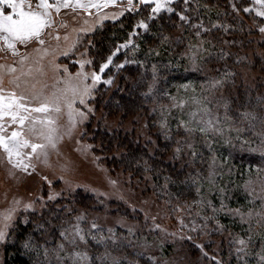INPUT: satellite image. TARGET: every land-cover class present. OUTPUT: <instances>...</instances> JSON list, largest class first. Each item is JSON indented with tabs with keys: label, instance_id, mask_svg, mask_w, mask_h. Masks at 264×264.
<instances>
[{
	"label": "rangeland",
	"instance_id": "1",
	"mask_svg": "<svg viewBox=\"0 0 264 264\" xmlns=\"http://www.w3.org/2000/svg\"><path fill=\"white\" fill-rule=\"evenodd\" d=\"M175 1L177 0H170L159 12H153L155 4L141 3V0H132L131 5L128 0H115V3H105V0H80L84 4H99L98 8H81L75 6L76 0H70V6L60 7L59 11L55 7L48 9V23L38 38L32 37L24 42L11 41L14 49L9 48L7 43L0 39V87L4 89V95L9 92H15L18 96L37 93L41 100L48 98L52 102L49 111L32 115L47 116L53 121L50 127L55 130L52 143H48L30 133L27 127L23 129L25 138L33 143L45 145L42 150L38 149L31 156L27 155L31 148L23 149L24 163L30 165L26 170L15 167L16 158L13 157L10 161L8 154L0 148V229L6 232V239L0 241V264H5L4 250L14 238L16 225L26 221L33 213H42L49 205L63 209L66 214L57 247L52 248L56 252L55 255L58 252L61 254L59 264H88L91 258L88 254V244L105 237L117 241L124 239L123 236L128 244L126 249L134 255H144L156 264H196L195 257L189 251L190 248L196 253L195 247L198 250L197 257L203 261L206 259L207 264H210L212 259L220 261L216 252L212 256V251L204 247V241L208 243L209 240H191L195 234L199 235L187 223L192 219L189 215L194 213L193 209H196L203 219L207 217L205 213L202 214L204 202L207 201L201 195L202 188L197 190L191 210L186 212L185 206L178 202L169 206L163 194L156 191L152 181L147 183L146 177L140 181L134 173L125 170L121 164L119 166L118 155L106 153L100 142L94 138V132L105 124L108 129L121 128L118 126V119L102 114L98 98L103 92L109 94L116 88L122 74L118 71L122 65L120 62L131 59L129 54L124 58L123 53L126 49L131 51L136 45L135 39L124 43V48L120 49L122 52L116 49L110 55L96 60L99 63L95 64V35L104 25L120 19L124 14H133L142 6H147L146 9L151 14H157L171 9ZM59 2L60 0H48L50 5ZM38 3L39 0H26L25 11L29 6L38 10ZM181 3L188 4L174 10H179L186 20L187 6H190L192 0H181ZM0 7L11 11L8 5ZM245 9H248L244 12L249 14V20L253 21L250 24L258 28V37L264 45V32L261 31V28H264V16L258 14L259 11H264V5L257 0H247ZM121 54L122 59L119 62ZM109 56L112 57L111 62L108 61ZM263 57V54L249 55L247 59L249 63H253L255 59ZM104 64H107V67L101 71L100 67ZM256 69L243 70V78L240 76V79L245 84L250 83L249 88H253L252 90L262 91V94H259L264 96V72ZM92 73L99 75L100 80L94 82ZM260 78L263 81L259 80ZM178 88L169 92L161 89L152 100L149 112L152 114L156 110L154 130L168 127L170 123L172 126L176 122L179 125L186 123L183 118H187L191 134L205 143H200L204 156L213 153L204 145L213 144L215 140L228 136L232 128L225 127L219 111L211 108L205 100L198 99L199 92L196 89L186 85ZM81 99L83 103L80 102ZM28 103L33 107L38 106V101L29 100ZM57 107L59 111L55 110ZM8 121L9 117L6 116L2 122L5 124V135L10 136L13 130L19 131L20 127ZM135 123L133 119H129L122 127L132 131ZM138 123L134 127L135 132L142 137L141 143L154 140V133L150 137L147 132L145 135L147 119L141 118ZM201 128L204 129L203 132L200 131ZM259 136L260 142L264 143V132ZM210 166L206 169L207 176L214 175L213 166ZM252 183L257 195L255 202L260 204L261 211L236 209L230 212L241 226L253 218L254 224L250 231L261 232L262 235H259L264 236V177ZM77 194L89 204L76 203L74 197ZM28 205L30 207H26ZM12 209H15V212L12 213L11 220L5 221L4 217ZM93 224L96 225L95 228L92 227ZM250 231L249 235H254V232ZM61 232H65L67 238L61 236ZM205 235L202 234V237ZM80 236L85 239H79ZM74 238L75 243H72ZM243 238L240 235L234 241L244 243ZM219 245L220 240L214 244L213 249L219 252ZM166 246L170 248L167 251L164 250ZM56 248L58 250H55Z\"/></svg>",
	"mask_w": 264,
	"mask_h": 264
},
{
	"label": "trees",
	"instance_id": "2",
	"mask_svg": "<svg viewBox=\"0 0 264 264\" xmlns=\"http://www.w3.org/2000/svg\"><path fill=\"white\" fill-rule=\"evenodd\" d=\"M184 5L177 0L172 3L171 11L157 14L142 6L135 13L124 14L104 25L95 35V62L124 48L122 44L133 39L136 45L130 53L127 49L123 53L124 58L127 54L131 58L127 62H122L120 56L122 65L118 71L122 74L116 88L98 98L102 114L118 119L121 128L112 130L105 124L94 132V138L106 153L118 155L119 166L134 173L140 181L145 177L147 183L152 181L169 206L178 202L185 206L186 212L191 210L192 200L202 188L201 195L209 201L202 208V214L207 217L203 219L192 206L194 213L189 215L192 219L187 223L199 233H194L191 240H209L204 241V247L212 251V256L216 252L219 257L220 261L212 259L210 264H264V236L250 231L254 219L241 226L230 212L261 211L260 204L255 202L257 195L252 182L264 177V143L259 136L264 132V96L262 91L249 88L250 83L245 84L240 76L243 78L245 69L264 72V57L253 59V63L247 59L249 55H264V45L258 37V28L250 24L253 21L244 12L247 0H192L187 6L186 20L179 10H174ZM141 21L146 27L140 26ZM181 85L196 89L198 99L219 111L225 127L232 128L228 136L204 145L213 153L204 156L200 143H205L191 134L187 118H183L186 123L176 122V126L170 123L154 130L157 105L151 114L152 100L161 89L169 92ZM144 117L145 135L147 132L150 137L154 133L155 141L141 143L142 137L135 132L134 125ZM129 119L136 122L132 131L122 127ZM210 165L214 175L207 176ZM74 200L89 204L78 194ZM65 216L63 209L49 205L42 213H33L18 223L13 240L4 250L5 264H59L61 254L55 255L52 248L57 247ZM249 231L254 235H249ZM202 234L206 235L202 237ZM240 235L244 243L234 241ZM123 237L117 241L105 237L88 244L91 256L88 264H156L144 255L132 254L126 249L128 244ZM218 240L219 252L213 249ZM169 249L166 246L164 250ZM194 249L196 253L190 248L189 251L196 264H207L206 259L197 257V247Z\"/></svg>",
	"mask_w": 264,
	"mask_h": 264
},
{
	"label": "snow or ice",
	"instance_id": "3",
	"mask_svg": "<svg viewBox=\"0 0 264 264\" xmlns=\"http://www.w3.org/2000/svg\"><path fill=\"white\" fill-rule=\"evenodd\" d=\"M112 2L115 3V0H105V3ZM129 5H131L132 0H128ZM154 3L155 8L153 12H159L161 8L166 6V3L170 0H141V3ZM258 3L264 5V0H257ZM26 0H0V5H8L11 11H6L3 7H0V39L4 40L7 43L9 48L14 49V44L11 41L19 40L24 42L27 39L32 37H39L41 30L48 23V9L50 7H55L59 11L60 7L70 6V0H60L56 5H50L48 0H39L37 4L38 10H33L30 6L27 11L24 9V4ZM81 8L87 7H99V4H84L80 0H76V5ZM248 11V9H244ZM171 11V9H169ZM259 15L264 16V11H259ZM184 17H182L183 19ZM141 26L146 27L144 22H140ZM261 31L264 32V28H261ZM43 43V41H40ZM112 57H108V61L111 62ZM107 67V64L101 65L100 70L103 71ZM14 71V69H9ZM79 75V74H78ZM92 79L94 82L100 80V76L96 73H92ZM110 82V81H106ZM19 87V85H17ZM87 92V87L85 88ZM29 100L38 101V106L33 107ZM83 103V99L80 101ZM52 107V102L48 98L40 99L39 94L34 93L31 96L24 94L17 95L15 92H9L7 95H4V89L0 87V148H3L4 151L8 154L9 160L12 161L15 157V167L24 168L25 170L30 166L24 163V152L23 149L31 148V152L27 155L31 156L32 153H36L38 149L42 150L45 145L37 144L31 142L29 139L25 138L23 134V129L27 127L28 131L33 135L40 137L46 140L48 143H52L53 132L55 131L50 125L53 123L47 116H33V113H47ZM59 111L57 107L55 109ZM9 117V123L18 124L20 130H13L11 135H5V124L2 122L4 117ZM200 131H204L203 128ZM54 146V145H53ZM191 147V145H189ZM180 151V149H177ZM51 198V197H50ZM30 207V205L26 206ZM15 212V209H12L4 217L5 221L11 220L12 213ZM79 219V218H78ZM7 226V225H6ZM93 228L96 227L95 224L92 225ZM79 232V229L76 230ZM61 236L67 238L65 232H61ZM6 239V232L3 229H0V241ZM79 239L84 240V236H80ZM75 243V238L71 241ZM241 243H243L241 241ZM25 247H28V244L25 243ZM63 247V245H61ZM79 255V254H77Z\"/></svg>",
	"mask_w": 264,
	"mask_h": 264
}]
</instances>
